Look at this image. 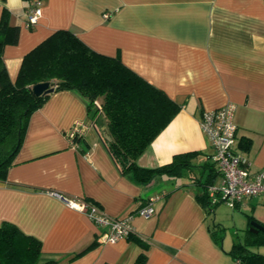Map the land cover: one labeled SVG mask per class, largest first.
<instances>
[{
	"label": "crops",
	"instance_id": "obj_1",
	"mask_svg": "<svg viewBox=\"0 0 264 264\" xmlns=\"http://www.w3.org/2000/svg\"><path fill=\"white\" fill-rule=\"evenodd\" d=\"M39 1L40 15L28 27L34 0H0V14L7 9L9 23L20 27L18 42L5 45L2 54L12 81L24 54L53 31L69 29L93 50L118 55L181 104L138 157L139 166L155 168L174 154H195L180 176L161 173L138 183L120 172L84 99L72 90L53 91L30 115L6 181H0V224L11 222L38 238L42 262L140 264L144 255L141 264H242L229 253L241 235L225 231L217 214L222 203L208 212L197 198L203 165L212 163L199 119L201 111L233 103L235 148L251 172L264 168V0ZM76 122L86 128L74 143L67 132ZM243 140L249 141L245 148ZM219 181L218 175L213 183ZM51 192L89 199L112 217L148 201L154 213L133 216L137 240L104 243L101 226ZM233 209L243 215L245 227L262 224L264 194Z\"/></svg>",
	"mask_w": 264,
	"mask_h": 264
},
{
	"label": "trees",
	"instance_id": "obj_2",
	"mask_svg": "<svg viewBox=\"0 0 264 264\" xmlns=\"http://www.w3.org/2000/svg\"><path fill=\"white\" fill-rule=\"evenodd\" d=\"M9 16V11L2 9L0 181H6L7 169L22 142L30 115L42 106L50 94L36 96L32 92L34 84L44 81L51 83L53 91L72 90L84 99L88 117L92 124L98 126L120 172L130 174L134 181L147 183L161 173L180 176L183 169L192 166L190 158L195 152L174 154L170 162L155 168L141 167L136 163L157 134L179 112L181 104L126 66L118 55L109 56L93 50L69 29L53 31L24 54L16 78L12 81L2 54L5 45L18 42L20 27L11 25ZM102 128L105 135L102 134ZM81 139L82 136H75L71 141L75 143ZM248 143V140H243L242 146L245 148ZM203 168L206 173L204 179L199 180L202 190L197 198L210 212L219 203H210L206 188L213 183L218 173L212 163H205ZM84 200L99 206L89 199ZM261 225L264 227V223ZM133 234L130 233L126 238L137 240ZM262 247L264 229L252 232L246 226L240 238L233 242L229 253L242 264H264V251L259 250ZM81 253L72 255L69 260ZM41 254L38 238L24 233L11 222L0 224V264L58 263L55 260L42 262ZM144 258V255L139 257L140 264Z\"/></svg>",
	"mask_w": 264,
	"mask_h": 264
},
{
	"label": "built area",
	"instance_id": "obj_3",
	"mask_svg": "<svg viewBox=\"0 0 264 264\" xmlns=\"http://www.w3.org/2000/svg\"><path fill=\"white\" fill-rule=\"evenodd\" d=\"M40 12V1L34 0L25 21L28 27L36 23ZM234 109L233 103H226L215 109L202 111L199 119L200 128L210 142V159L220 177L218 184L207 186L208 200L211 204L225 203L231 208L243 205L249 197L264 194V168L251 172L248 159L235 148L237 126L233 119ZM85 128L83 122L74 123L67 132L68 138L72 140L75 136H82ZM51 193L68 207L83 211L93 223L101 226L103 230L100 239L104 243L115 242L132 233L133 216L148 218L154 213L152 202L148 201L133 213L112 217L105 214L99 206L84 199L71 198L58 192Z\"/></svg>",
	"mask_w": 264,
	"mask_h": 264
},
{
	"label": "rangeland",
	"instance_id": "obj_4",
	"mask_svg": "<svg viewBox=\"0 0 264 264\" xmlns=\"http://www.w3.org/2000/svg\"><path fill=\"white\" fill-rule=\"evenodd\" d=\"M217 214L221 219V223L224 225L228 236L232 237L235 232H238L240 235L243 234L245 220L243 215L238 210L231 208L225 203H222L218 206ZM259 250L264 251V247Z\"/></svg>",
	"mask_w": 264,
	"mask_h": 264
},
{
	"label": "water",
	"instance_id": "obj_5",
	"mask_svg": "<svg viewBox=\"0 0 264 264\" xmlns=\"http://www.w3.org/2000/svg\"><path fill=\"white\" fill-rule=\"evenodd\" d=\"M53 89H54L53 86L48 81L39 82V83H36L32 86V92L36 96L42 95L45 93H51V92H53ZM102 134L105 135L104 128H102ZM261 229H264V227H262V225L260 223H258L257 221H251L250 222V224H249V230L250 231L257 232L258 230H261Z\"/></svg>",
	"mask_w": 264,
	"mask_h": 264
}]
</instances>
